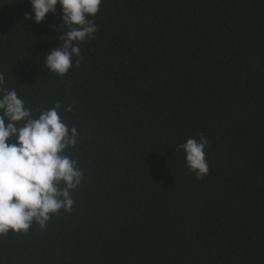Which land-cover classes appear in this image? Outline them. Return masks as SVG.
I'll return each instance as SVG.
<instances>
[{"label": "trees", "instance_id": "obj_1", "mask_svg": "<svg viewBox=\"0 0 264 264\" xmlns=\"http://www.w3.org/2000/svg\"><path fill=\"white\" fill-rule=\"evenodd\" d=\"M30 9L0 0L3 87L61 104L83 177L71 211L0 235V264H264V0H102L63 76L60 6ZM201 133L198 180L178 145Z\"/></svg>", "mask_w": 264, "mask_h": 264}, {"label": "clouds", "instance_id": "obj_2", "mask_svg": "<svg viewBox=\"0 0 264 264\" xmlns=\"http://www.w3.org/2000/svg\"><path fill=\"white\" fill-rule=\"evenodd\" d=\"M26 20L43 23L60 6L68 30L60 35L59 46L43 57L50 72L65 75L79 57L80 44L91 38L97 26L95 17L102 0H29ZM39 63V60H38ZM79 66V60L75 61ZM0 74V235L27 232L33 223L45 227L59 210L71 211V190L81 184L83 173L66 150L77 143V129H69L58 115L61 104L41 110L38 116L18 96L15 89L3 87ZM209 142L187 139L178 148L185 153L186 167L203 179L209 174L205 149Z\"/></svg>", "mask_w": 264, "mask_h": 264}]
</instances>
